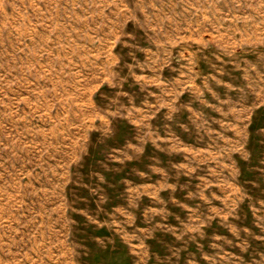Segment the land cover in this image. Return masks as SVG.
<instances>
[{
	"label": "rangeland",
	"instance_id": "obj_1",
	"mask_svg": "<svg viewBox=\"0 0 264 264\" xmlns=\"http://www.w3.org/2000/svg\"><path fill=\"white\" fill-rule=\"evenodd\" d=\"M0 264H264V0H0Z\"/></svg>",
	"mask_w": 264,
	"mask_h": 264
}]
</instances>
